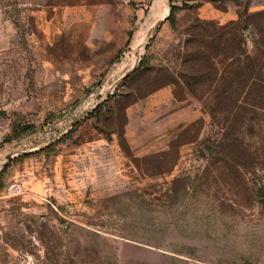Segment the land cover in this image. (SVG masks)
I'll use <instances>...</instances> for the list:
<instances>
[{"label":"rangeland","instance_id":"obj_1","mask_svg":"<svg viewBox=\"0 0 264 264\" xmlns=\"http://www.w3.org/2000/svg\"><path fill=\"white\" fill-rule=\"evenodd\" d=\"M260 79L264 0H0V264H264Z\"/></svg>","mask_w":264,"mask_h":264},{"label":"trees","instance_id":"obj_2","mask_svg":"<svg viewBox=\"0 0 264 264\" xmlns=\"http://www.w3.org/2000/svg\"><path fill=\"white\" fill-rule=\"evenodd\" d=\"M175 8H176L175 5H171V9L169 11V14L167 15V19L170 21L171 25H173V26L176 24ZM241 53H245V51L242 49ZM255 79H257V78H255ZM260 80L264 82V79H260ZM262 84H260V85L262 86Z\"/></svg>","mask_w":264,"mask_h":264},{"label":"water","instance_id":"obj_3","mask_svg":"<svg viewBox=\"0 0 264 264\" xmlns=\"http://www.w3.org/2000/svg\"><path fill=\"white\" fill-rule=\"evenodd\" d=\"M126 75H127V74H126ZM126 75H125V76H126Z\"/></svg>","mask_w":264,"mask_h":264}]
</instances>
